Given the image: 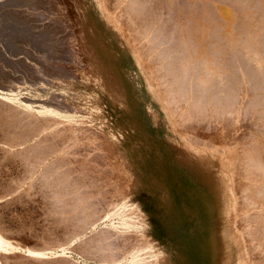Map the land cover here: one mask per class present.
Segmentation results:
<instances>
[{
  "label": "bare ground",
  "instance_id": "bare-ground-1",
  "mask_svg": "<svg viewBox=\"0 0 264 264\" xmlns=\"http://www.w3.org/2000/svg\"><path fill=\"white\" fill-rule=\"evenodd\" d=\"M169 1V5L174 6L176 1ZM169 1L166 0L167 3ZM216 1L215 6L221 11L223 19L229 22V32L236 31V27H232L235 10L244 13L249 9L255 14L252 21L257 34L253 37V45L247 44L246 50L250 56L254 55L259 69L264 70V0ZM163 2L0 0V30H7L3 34L4 40L7 35L9 43L5 42V47H10L12 42L21 44V47L18 45L20 50L16 48L15 56L5 58L0 54V80L15 77L19 81L16 90L11 88L14 91L4 92L0 88V136L10 139V142H3L0 148L8 153L3 155L4 161L12 159L14 167L18 169L16 176L8 179H12L17 187H22L20 190L25 191L23 194L40 192L41 196L38 197L45 205L44 216L52 218L51 224L58 223L54 229L59 228L60 224L63 227L65 234L60 232L66 236L61 242L72 243L71 248L76 251L84 248L88 255L93 253V249L97 250L99 252L94 251L92 255L98 256V260L102 258L105 263L187 264L184 255L176 251L170 242V229L173 224L183 223L192 215L205 214L207 218H202L212 223L207 233L209 237L203 239L206 243L202 252L206 255L207 264H253L254 255L248 246L252 247L251 242L255 245L254 241H251L252 238L248 240L246 237L250 234H244L243 229L237 228L235 223L245 221L246 218L242 216V213H248V203L245 202H252L256 197L253 200L246 198L252 195L253 188L243 189L245 183L240 174L249 170H244L247 167L242 169V165L252 168L255 165L264 177V161L258 156V151H252L253 146V153H249L251 146L247 149L244 141L248 142L250 137L242 143L240 136H234L233 128L226 131L219 127V132L212 135L201 132L203 141H197L198 132L190 129V122L203 123V120L220 116L226 105L235 100L236 90L231 88L234 82L232 75L226 76L227 80L230 77L229 82L232 83L226 92L223 91V97L216 95L218 87H221L219 81L225 79L222 71H226L222 65L226 50H222L220 44L214 46L210 53L203 44L198 48L200 45L196 46L197 43L193 42L196 36H193L188 21H179L184 23L180 26L178 22V37L171 34L173 38L170 36L171 39L167 40L171 42L165 41L168 45L156 42L158 35L155 32L161 26L157 27L155 16ZM169 5L166 4L167 10L169 7L172 9ZM18 29H25L29 33L26 31L16 36ZM161 37L163 39V34ZM33 42H37L38 46H33ZM249 46L253 48L252 51H249ZM19 51L22 58L17 59ZM251 62V65L255 63L252 59ZM254 69L255 72L258 70L259 75L249 72L252 75L249 74L247 80L258 85V89H255L258 90V98L253 102L255 108L250 110L261 114L263 128L259 130L261 134L258 132V137L263 138L264 73L261 72L264 71ZM247 110L246 115L243 114L246 117L251 113ZM238 119L236 121L240 122ZM5 124L16 126L17 135L14 134L17 130L14 133L10 131V134L8 130L13 127L7 130ZM149 125L156 134L164 133L165 139L159 141L165 148L164 154L158 153L159 144L148 132ZM9 134L12 137L15 135V139ZM253 176H256L255 172ZM259 184L257 188L263 186L261 194L264 197V180ZM83 187L90 188L83 190L88 196L86 198L82 195L84 192H80ZM245 190L252 193L249 191L245 196L242 193ZM12 192L15 195L14 190ZM97 194L103 196L102 201ZM90 198L99 200L98 206H94L96 201L86 202ZM261 215L264 218V210ZM115 217L116 222L112 220ZM104 218L109 220L108 223L95 232L96 222ZM263 224L264 219L260 226ZM2 229L3 223L2 226L0 224V252L1 259L8 261L7 264H27L29 257L42 260L41 264H53L52 259L44 262V258L56 259L65 255L67 248L62 244H53L47 251L46 248L38 250L25 244L27 246L22 245L18 250L20 254L11 253L10 258L7 254L13 249L6 245L5 239L9 238L3 237ZM158 229L164 232L162 238L157 235ZM89 231H92L91 234L87 233ZM261 232L263 237L264 231ZM231 242H235L241 250L237 259L231 255ZM104 251H109L111 256L107 258L95 254H103ZM66 259V262L70 260ZM102 259L99 262L103 263Z\"/></svg>",
  "mask_w": 264,
  "mask_h": 264
},
{
  "label": "rangeland",
  "instance_id": "rangeland-1",
  "mask_svg": "<svg viewBox=\"0 0 264 264\" xmlns=\"http://www.w3.org/2000/svg\"><path fill=\"white\" fill-rule=\"evenodd\" d=\"M167 1H169V0H167ZM174 1H176L173 5L174 6H171V5H169L170 4V1H169V3H167L166 2V0H164V2H166V4H168L169 6H171L172 7V9L169 7V11L166 9V4L163 2V6L161 7L162 8V10H161V12H160V9H158L157 10V15L155 16V18H156V23H157V21H158V23H157V27L160 25L161 26V28L160 29H158L157 30V32H155L157 35H158V38H156V42H163L164 44H166L165 43V41H167L168 39H171V37L173 38V36H177L178 35V31H179V27H177V25H178V22L179 21H181V22H189V24H190V27H191V29H192V33H193V36H196L195 38H193V39H196V40H193V42L194 43H197L196 44V46H199L200 44H203V46L205 47V48H208V52L210 53V51L212 50H214V46H217V44L219 45L220 44V46L222 45L223 47H224V49H223V47H221L222 48V50H226L225 52H224V54L226 53V55H224L225 57H223V58H225L224 59V64L222 65L224 68H226V69H224L223 67V70H225L226 72H223L222 71V75L223 76H225V79H222V80H220L219 81V84H220V86L221 87H218V89H217V91L219 92H217L216 91V89L214 90V92L216 93V95L218 96V97H221L222 95H224V93L227 91V89H229V86L231 85V83H232V81H234L233 83H232V85L233 86H231V88L232 87H234V91H235V94H236V96L234 97L235 98V100H234V102L232 103V104H227L226 106L227 107H225L224 109H223V112H222V114L220 115V116H222V117H220L219 115H216V116H214V118L212 117L211 119H207V120H203L202 122L203 123H193V122H190L191 123V125H192V127H193V129H192V127L190 128L192 131H194V132H198V137H196V140L197 141H203L202 140V137H201V132L202 133H204L205 131V134L207 133V134H210V135H212V134H215L218 130H219V127L220 128H225V130L226 129H228V130H231L232 128H233V131H234V136H237V137H239L240 139H241V142L243 141V140H245V139H247V138H249V139H247V141L248 142H246V141H244V144L247 146V149H248V147L249 146H251L248 150H250L249 151V153L251 152V153H253L252 151H258L257 153H258V156L260 157V158H262L263 159V161H264V153L263 154H261V152L260 151H262V152H264V142H261V141H264L263 139H264V137L262 138V137H258V136H260L259 134H258V132L260 133V131L259 130H261V128H263L262 126H263V124H261L260 122H262V118H260L261 117V114L259 113V112H253L252 110H253V108H255L254 106L255 105H253V102H255V99L256 98H258L257 97V94H258V90L256 91L255 89H258L257 87H258V85L257 86H255V84H253V83H251L252 81H250V80H247L248 79V76H249V74H251V73H249V72H255L256 70L254 69V68H257V69H259V66L257 65V63L254 61V55L252 54V52H251V55H253V56H250V52H248L247 50V47H248V45L249 44H252L253 45V43L252 42H254V38H255V34H257L256 33V30H254V26L255 25H253L254 24V21H252L253 19H254V17H255V14L252 12V10H244V13H243V11H240V10H238V11H236L235 10V14H234V17L235 18H233V22H234V26H233V22H232V27H233V29L235 28L236 29V31L235 30H231V32H229V31H227L228 29H227V27H228V21L227 20H225V19H223L224 18V16L222 15V13H221V11L219 10V8L218 7H216L215 6V2L214 1H216V0H172L171 1V3H173ZM219 1V3H221V2H223L222 0H218ZM193 2V3H192ZM214 2V3H213ZM199 3V4H198ZM203 3V4H202ZM216 3H218L217 1H216ZM186 4H188V5H186ZM165 5V6H164ZM186 5V6H185ZM194 5V6H193ZM199 5V6H198ZM191 6V7H190ZM201 6L203 7L204 6V8H201ZM208 6H210V7H208ZM214 6V7H213ZM165 7V8H164ZM174 7H176V9L174 8ZM178 7V8H177ZM181 7V8H180ZM186 7V8H185ZM164 8V9H163ZM167 8H168V6H167ZM185 8V9H184ZM183 9V10H182ZM191 9V10H190ZM167 10V11H166ZM179 12H178V11ZM193 10V11H192ZM219 10V11H218ZM158 11L160 12V14L158 13ZM177 11V12H176ZM184 12V13H183ZM203 12V13H202ZM218 12V13H217ZM238 12V13H237ZM192 13V14H191ZM195 13V14H194ZM197 13V14H196ZM201 13V14H200ZM170 14V15H169ZM176 14V15H175ZM181 14V15H180ZM188 14H191V15H188ZM251 14V16H248V15H250ZM254 14V15H253ZM167 15H169V17H167ZM183 15H184V17H183ZM159 16V17H158ZM174 18H173V17ZM176 17V18H175ZM179 17V18H178ZM183 17V18H182ZM166 18H170L169 20L168 19H166ZM249 18H251V19H249ZM160 19V20H159ZM165 19V20H164ZM202 19V20H201ZM235 19V20H234ZM172 20H174V21H172ZM201 20V21H200ZM160 21H162L163 23H164V25H163V23L162 22H160ZM177 22V23H176ZM185 22V23H186ZM191 22V23H190ZM206 22V23H205ZM252 22V23H251ZM209 23H211V24H209ZM182 24H184V23H180L179 22V26L180 25H182ZM167 25H168V27H167ZM171 25H173L172 27H171ZM205 25V26H204ZM238 25V26H237ZM159 26V27H160ZM162 26H164V29L166 28L167 30L165 31L164 29H163V27ZM166 26V27H165ZM197 26V28L195 29V27ZM248 26V27H247ZM253 28H252V27ZM194 29H193V28ZM208 27V28H207ZM212 27V28H211ZM226 27V28H225ZM240 27V28H239ZM216 28H218V29H216ZM256 28V27H255ZM162 29V30H161ZM176 31H175V30ZM257 29V28H256ZM200 30V31H199ZM254 30V31H253ZM3 31V32H2ZM7 30H0V51L2 50V48H1V46H4L5 47V42H7V44H9L8 43V37H7V35H5L6 37H5V40H4V34L3 33H5ZM18 31H19V33H18ZM22 33H21V32ZM27 30H25L24 29V31H23V29H18L17 30V34H16V36L17 35H22L23 33H25ZM164 31H165V33L167 34H165L164 33ZM170 31V32H169ZM245 31V32H244ZM250 31V32H249ZM258 31V30H257ZM2 32V33H1ZM28 33H29V31H27ZM26 32V33H27ZM161 32V33H160ZM173 32L175 33V34H173ZM253 32H254V34H253ZM31 33V32H30ZM153 33H154V31H153ZM227 35H226V34ZM230 33H233V34H230ZM263 33H264V31H263ZM10 34V33H9ZM160 34V35H159ZM161 34H163V39H162V37H161ZM171 34L173 35V36H171ZM198 34V35H197ZM235 34V35H234ZM169 35V36H168ZM201 35H203V36H201ZM205 35V36H204ZM208 35V36H207ZM232 35V36H231ZM236 35H239V36H237L236 37ZM246 35V36H245ZM164 36H166V37H164ZM171 36V37H170ZM231 36V37H230ZM32 37V36H31ZM157 37V36H156ZM162 39H160V38ZM169 37V38H168ZM178 37V36H177ZM254 37V38H253ZM165 38H166V40H165ZM198 38H200V39H198ZM246 38V39H245ZM249 38H252V39H249ZM158 39V40H157ZM176 38H174L173 40H175ZM242 39V40H241ZM236 40H237V42H236ZM244 40V41H243ZM251 41V42H249V41ZM201 41V42H200ZM230 41V42H229ZM167 42H171L170 40L169 41H167ZM173 42V41H172ZM1 43H2V45H1ZM162 43V44H163ZM211 43V44H210ZM231 43V44H230ZM12 45H10V47H5V49H4V47H3V50L0 52V54L1 55H3V57H7V58H10L13 54H14V56H15V54H16V52H17V50H20V49H18V45H19V47H21V44L19 43V42H12L11 43ZM33 44V46H35V44H36V46H38V43L37 42H33L32 43ZM169 43H167L166 45H168ZM216 44V45H215ZM235 44V45H234ZM248 44V45H247ZM17 45V46H16ZM166 45H162V47L163 46H166ZM213 45V46H212ZM244 45V46H243ZM202 45H200L198 48H201V47H203ZM212 46V47H211ZM251 46V45H250ZM250 46H249V48H250ZM237 47V48H236ZM246 47V48H245ZM253 47V46H252ZM10 48V49H9ZM15 48V49H14ZM16 48H17V50H16ZM211 48V49H210ZM8 49V50H7ZM14 49V51H13V53L11 52L12 50ZM22 49V48H21ZM247 49V50H246ZM251 50H249V51H252L253 50V48H250ZM211 51V52H212ZM245 54V55H244ZM249 54V55H248ZM6 55V56H5ZM18 57H16L17 59H20V58H22V54H21V52L19 51V53H18V55H17ZM249 56V57H248ZM253 60V62H255V63H253L252 65H251V59ZM1 59V58H0ZM2 60V59H1ZM254 64H256V65H254ZM231 67V68H230ZM254 67V68H253ZM253 69L255 70V71H253ZM260 70H262V68H260L259 69V71ZM262 71H264V70H262ZM227 72H228V74H227ZM243 72V73H242ZM257 72H258V70H257ZM257 72H255L256 74H257ZM261 72V71H260ZM231 73V74H230ZM261 73H264V72H261ZM260 73V74H261ZM226 74V75H225ZM244 74H246V75H244ZM248 74V75H247ZM228 75H232V77H233V80L231 81V82H229L230 80H229V78H228V80L226 79V76H228ZM234 75H235V77H234ZM242 75V76H241ZM244 75V76H243ZM252 75V74H251ZM257 75H259V73L257 74ZM219 78H224V77H219ZM236 79V80H235ZM242 79V80H241ZM244 79V80H243ZM5 80V79H4ZM10 80H12V81H10ZM262 80H263V77H262ZM6 81V82H5ZM5 81H3V79L2 80H0V88H1V91L3 90L4 92H5V90L7 91V92H9V91H14V90H16V88H15V86H16V84L18 85L19 84V81H17L16 80V78L14 77L13 79H11V78H7ZM227 81V82H226ZM236 81V82H235ZM222 82H224V83H222ZM222 83V84H221ZM251 83V84H250ZM226 84V85H225ZM253 84V85H252ZM262 84L264 85V81L262 82ZM9 85V86H8ZM222 85H223V88H222ZM260 86H261V82H260ZM8 87H9V90H8ZM228 87V88H227ZM236 87V88H235ZM14 89V90H12V89ZM222 91V93L220 92V91ZM223 91H225V92H223ZM221 93V94H220ZM219 94V95H218ZM223 97V96H222ZM237 97V98H236ZM253 105V106H252ZM246 109H248L247 111H251V113H249L248 115H247V117L245 116L246 115ZM250 109H252V110H250ZM245 111V112H244ZM258 113V114H257ZM243 114H245V115H243ZM255 115V114H257L259 117L257 118V119H259V120H257L256 119V116H254V117H252L253 115ZM249 115H252V116H250L249 117ZM240 116H242V120H241V117ZM216 117V118H215ZM219 117V118H218ZM240 117V119H238ZM243 117H245L246 119L244 120V118ZM252 117V118H251ZM253 118H254V120H253ZM216 119V120H215ZM236 119H238V120H240V122H237L236 121ZM249 119V120H248ZM232 122V123H229V122ZM234 121V122H233ZM242 121H245L246 123H243ZM252 121V122H251ZM257 121V122H256ZM236 122V123H235ZM223 125H222V124ZM251 123V124H250ZM228 124V125H227ZM242 124H244V125H242ZM257 124V125H256ZM190 125V126H191ZM214 125H216V126H214ZM236 125H239V126H236ZM240 125H242V127H240ZM247 125V126H246ZM249 125H251V126H249ZM5 127L7 126V130H8V128L10 127H13V129H9L8 131H9V133H10V131H13V133L15 132V130H17L18 128L15 126V128H14V125H10V124H5L4 125ZM3 126V127H4ZM189 126V127H190ZM198 126V127H197ZM233 126V127H232ZM244 126V127H243ZM206 127H208V128H206ZM236 127V128H235ZM238 127V128H237ZM248 127V128H247ZM17 128V129H16ZM25 128H28V127H26L25 126ZM235 128V129H234ZM246 128L250 131H248V130H246ZM1 130V129H0ZM4 130H6V128L4 129ZM204 130V131H203ZM213 130V131H212ZM240 130H243V131H240ZM227 131V130H226ZM235 131H237V132H235ZM239 131V132H238ZM2 132V131H1ZM0 132V133H1ZM148 132L154 137V141L156 142V143H158L159 145H158V153H160V154H164V152H165V148L162 146V145H160V143H159V141L160 140H162V139H165V135H164V133L161 131V133L159 132L158 134H156L155 133V131L153 130V128H152V126H150L149 125V128H148ZM209 132H211V133H209ZM219 132V131H218ZM217 132V133H218ZM244 132V133H243ZM12 133V132H11ZM10 133V134H11ZM17 133H18V130L14 133V134H16L17 135ZM247 133V134H246ZM9 134V135H10ZM200 134V135H199ZM253 134H254V136H253ZM261 134V133H260ZM1 135V134H0ZM8 135V137L10 138V136ZM242 135V136H241ZM250 135V136H249ZM12 137V136H11ZM15 135H14V137H12L13 139H15ZM200 137V138H199ZM243 137V138H242ZM254 137V138H253ZM0 145H2L3 144V142H10V139H8L7 137H5V138H7V139H4V137L3 136H0ZM5 140V141H2L3 139ZM256 138V139H255ZM259 138V139H258ZM174 139H177V137H175ZM194 139H195V137H194ZM252 139V140H251ZM251 140V141H250ZM243 143V142H242ZM246 143H248V144H246ZM250 144V145H249ZM252 144V145H251ZM5 145V144H4ZM244 145V146H245ZM261 145L263 146V149L261 148ZM3 146V145H2ZM252 146L254 147V148H256V149H258L259 148V150H256V149H252ZM255 146H257V147H255ZM259 146V147H258ZM251 149H252V151H251ZM262 149V150H261ZM245 151V150H244ZM244 153V152H243ZM248 153V154H249ZM257 153H256V155H257ZM5 154H8V153H5V152H3V151H1V148H0V165L2 166H0V194L1 195H3V197L2 196H0L1 198H0V202L2 203H0V224H1V226H2V223H3V237L4 238H9V239H5L6 241H7V243L8 244H6L7 246L9 245L10 247H12V249H13V252H9L8 254H7V256L9 255L10 256V258L12 257L11 255L12 254H20V251H18V250H20V247H22V245H25V244H27V245H29L31 248H33L34 246L38 249V250H40L41 248H46L45 250L47 251V248L48 249H50V246H51V248H52V246H53V244L54 245H57V243L59 244V245H63V247L66 249V250H64L65 251V255L66 254H68V256L66 255H61L62 257H66L67 259V261L68 262H66L65 260H64V258H62L63 259V261H62V259L60 258V256H58V258L56 257V259L54 258V257H51L50 259H49V257L48 258H44L45 259V261L44 262H49L51 259H52V262H53V264H67V263H71V264H115L114 262H107L106 261V263H105V261H103V259H102V261H103V263L102 262H99V261H101V259L100 260H98L99 259V257L97 256L96 257V255H92L93 253H94V249H93V253H91V255H88V253L87 254H85L86 252H88V251H86L84 248H83V250H81V252H80V250H78V251H76V249H72L71 248V245H72V243H69V242H61L62 240H63V238H65V236L64 235H62V233L60 232V230L61 231H63V227H62V225L60 224V227L59 228H56V229H54L55 227H57L58 225V223H54V224H51L52 223V220L50 221V219H52L51 217H48L47 215H46V217L44 216L45 214H44V212H45V205H44V203L42 202V201H39L40 200V198L38 197V196H41V194H40V192L38 191L37 192V194L36 193H32V194H23L25 191L23 190V191H21L22 189V187L21 188H19V186L17 187V185H15V184H13V182H12V179H8V177L9 178H11V176L12 175H14V176H16V174L18 173L17 171H18V169H16L15 167H14V161L11 159L9 162L8 161H4L5 160V157L3 156V155H5ZM254 155H255V153H254ZM262 157H261V156ZM4 157L3 158V160H1L2 158L1 157ZM6 156V155H5ZM253 156V155H252ZM257 156V159H259V161L260 162H263L259 157ZM245 159V158H244ZM256 159V160H257ZM255 160V161H256ZM1 161H2V164H1ZM245 161V160H244ZM254 161V162H255ZM4 163V164H3ZM262 164H264V163H262ZM3 165H4V167H3ZM5 165H6V167H5ZM10 166V167H9ZM239 166H241V165H239ZM243 166V165H242ZM241 166V168L243 169L244 167H247V168H244V170H246V169H248L249 168V170L247 171V172H245V171H243L241 174H240V177H241V179H243L244 180V183L246 184V185H251V187L249 186V187H246L245 186V184H244V187L245 188H243V189H247L248 190V188L250 189H252L251 191L253 192H251L250 190V192L252 193V195H248V196H246L247 194H249V191H247V190H245L244 192H242L245 196H246V198L248 197L249 198V200H253V198L254 197H256L255 199L256 200H254V201H247L246 200V198H244L243 197V199L245 200V201H247V202H245V201H243V202H245V203H248L247 204V207H248V213H242V214H244V215H242V216H244L243 218H246V219H248V220H246L245 219V221H243V222H241V223H239V221L237 222V223H235V225H237V228H239V229H243L242 231L244 232V234H250V235H248L246 238L249 240V238H252V240L251 241H254L253 243L255 244V245H252V242L251 241H248V242H251V244L250 243H248V245L250 244L252 247H249L248 246V249L249 248H251V253L255 256H253V264H263L264 263V261H263V259H264V236L262 237L261 236V231H264V230H262V228H263V225H261L260 226V224L263 222V217H262V215H261V213L263 212V210H264V202H263V200H264V197H263V194H261V192H262V187L263 186H260L259 188L261 189H259V188H257V186H259L260 184H259V182H262L263 180H264V177L261 175V174H263V172L257 167V166H253V168H252V166H243L242 167ZM264 167V166H263ZM4 168V169H3ZM239 168V167H238ZM240 168V169H241ZM251 168V169H250ZM7 171H6V170ZM16 169V170H15ZM252 169H254V171L252 170ZM258 169V170H257ZM3 170V171H2ZM12 172H11V171ZM239 170V169H238ZM240 171V170H239ZM252 171V172H251ZM254 172H255V175L256 176H253L254 175ZM9 173V174H8ZM243 173H244V175L246 176H244L243 175ZM251 175H250V174ZM252 173H253V175H252ZM11 174V175H10ZM76 174H74V176H75ZM260 175V176H259ZM6 179V181H8V182H6L5 181V179H3V177ZM7 176V177H6ZM242 176H244V178H242ZM249 176H250V178H249ZM76 177V176H75ZM256 177V178H255ZM12 178H13V176H12ZM247 179V180H246ZM252 179V180H251ZM256 179V180H255ZM258 179V180H257ZM10 180H11V182H10ZM251 180V181H250ZM4 181V182H3ZM247 181V182H246ZM6 182V183H5ZM251 182V183H250ZM257 182V183H256ZM3 183V184H2ZM12 184V185H11ZM263 184V183H262ZM261 184V185H262ZM15 185V186H14ZM254 185H256L255 187H254ZM5 188H4V187ZM3 187V189H1ZM11 187V188H10ZM14 187H17V188H14ZM86 189H84V187L83 188H80V192L81 191H83V190H85V191H88L90 188H88V187H85ZM256 188V189H255ZM6 189V190H5ZM9 189L11 190V191H13L14 190V192H15V195H14V193L12 192V194L10 193L11 191H9ZM21 189V190H20ZM24 189V188H23ZM92 189V188H91ZM257 189H259V190H257ZM4 190V191H3ZM19 190V191H18ZM258 191V193H256L257 191ZM17 191V192H16ZM85 191H83L84 193L82 194L85 198L86 197H88V196H86V192ZM254 191H255V193H256V196H255V193H254ZM8 192V193H7ZM19 192H21V193H19ZM23 192V193H22ZM3 193V194H2ZM17 193V194H16ZM250 193V194H251ZM253 194H254V196H253ZM12 195V196H11ZM17 195H18V199H17ZM21 195H22V197H21ZM24 195V196H23ZM34 195V196H33ZM99 194H97L96 196H98ZM258 195H261V197L259 198V197H257ZM6 196V199H4V197ZM8 196V197H7ZM27 196V197H26ZM99 196H101V197H99V199L101 200V198H103V196L102 195H99ZM250 196V197H249ZM251 196H253V197H251ZM24 197V198H23ZM34 197V198H33ZM14 200H13V199ZM23 198V199H22ZM96 198H98V197H96ZM247 198V199H248ZM251 198V199H250ZM11 199V200H10ZM29 199V200H28ZM35 199V200H34ZM41 199H42V197H41ZM242 199V200H243ZM263 199V200H262ZM20 200V201H19ZM32 200H34V201H32ZM90 201H86V202H88V203H91L92 201H93V199L92 198H90L89 199ZM261 200V201H260ZM15 201V202H14ZM35 201H37V202H35ZM94 201H96V200H94ZM93 201V202H94ZM99 201V200H98ZM98 201H96V203H95V205L94 206H96V204H97V202ZM102 201V200H101ZM100 201V202H101ZM24 202V203H23ZM35 202V203H34ZM40 202V203H39ZM42 203V204H41ZM103 202H101V204H102ZM245 203H244V206H246L245 205ZM257 203H258V206H256L257 205ZM261 203H263V204H261ZM33 204V205H32ZM100 204V205H101ZM27 205V206H26ZM99 205V206H100ZM41 206H44V207H41ZM92 206H93V204H92ZM97 206H98V204H97ZM252 207V208H251ZM2 209V210H1ZM249 209H250V211H249ZM258 209V210H257ZM42 210H43V212H42ZM253 211V212H252ZM249 212H252V213H249ZM256 212V213H255ZM16 213V214H15ZM257 213H258V215H257ZM260 213V214H259ZM247 214V215H246ZM250 216H249V215ZM41 215H43V216H41ZM205 214H200L199 216H197V217H194V215H192V217L190 216L189 218H186V220L184 219L183 220V223H180V224H173L172 225V228L170 229V233H169V239H170V242H171V244L173 245V247H174V249L176 250V251H178V252H180V253H182L183 255H184V260L186 261V263L187 264H207V260H206V255L203 253L204 252V249H203V246H204V243H206V242H204V240H206V238L207 237H209V234H207V233H209V231H210V227L212 226V223H211V220L210 221H208L209 219H203L202 217H206V215L204 216ZM251 215H253V216H251ZM255 215V216H254ZM18 216V217H17ZM245 216H248L249 218H247V217H245ZM251 217V218H250ZM262 217V218H261ZM24 218V219H23ZM207 218V217H206ZM258 218V219H257ZM259 218H260V220H259ZM46 219V220H45ZM116 219V220H115ZM194 219H196L195 221H193ZM203 219V220H202ZM238 219H239V217H238ZM250 219V220H249ZM50 221V222H47V221ZM114 222H116L117 221V218L115 217V218H113L112 219ZM197 220H198V223H197ZM199 220H201L200 221V224H199ZM252 220V221H251ZM259 220V221H258ZM3 221V222H2ZM46 221V222H45ZM108 221L109 220H107V219H101V220H98L96 223V230L94 229V231L96 232L99 228L101 229V228H103L107 223H108ZM247 224H249V225H246V223ZM251 222V223H250ZM47 223V224H46ZM48 223H50V226L52 225V227H50L49 226V224ZM99 223V224H98ZM211 223V224H210ZM253 223V224H252ZM43 224L46 226H43ZM239 224V225H238ZM50 227V228H52V229H50L48 226ZM244 225L245 226H248V227H244ZM256 225H258V226H256ZM54 226V227H53ZM242 226V227H241ZM254 226V227H253ZM209 227V228H208ZM46 228V229H45ZM48 228V229H47ZM252 228V229H251ZM249 230V231H247V230ZM264 229V228H263ZM5 230V231H4ZM15 230V231H14ZM43 230V231H42ZM53 232H52V231ZM56 230V231H55ZM209 230V231H208ZM245 230V231H244ZM258 230H260V231H258ZM48 231V232H47ZM59 231V232H58ZM93 231V230H92ZM92 231H89V232H87L88 234H91V232ZM248 233H247V232ZM250 231H251V233H250ZM253 231V232H252ZM36 232V233H35ZM52 232V233H51ZM55 232V233H54ZM255 232V233H254ZM259 232V233H258ZM61 233V234H60ZM12 234V235H11ZM30 234H32L31 236H30ZM52 234V235H51ZM63 234H65V232L63 231ZM163 234H164V232L162 231V230H157V235H158V237H160V238H162L163 237ZM42 235V236H41ZM250 236V237H249ZM254 236V237H253ZM260 236V237H259ZM35 237V238H34ZM49 237V238H48ZM171 237V238H170ZM37 238V239H36ZM46 238V239H45ZM13 239V240H12ZM47 239H48V241H47ZM204 239V240H203ZM11 240V241H10ZM43 240H44V242H43ZM10 241V242H9ZM34 241V242H33ZM258 241V242H257ZM16 244H15V243ZM20 244V243H22V244H20V246H17V245H19L18 243ZM24 243V244H23ZM37 243V244H36ZM41 243V244H40ZM52 243V244H51ZM69 243V244H68ZM13 244H14V246H13ZM32 244V245H31ZM50 244V245H49ZM201 244V245H200ZM203 244V245H202ZM17 247H16V246ZM27 245H25V246H27ZM259 245V246H258ZM254 246V247H253ZM34 247V248H35ZM73 248H74V245L72 246ZM86 248H88V247H86ZM36 249V250H37ZM44 249H43V251H44ZM70 249V250H69ZM85 250V252H83ZM89 251L91 250L90 248L88 249ZM15 251V252H14ZM42 251V250H41ZM49 251V250H48ZM76 251V252H75ZM97 251V250H96ZM95 251V252H96ZM203 251V252H202ZM239 251H241L240 250V248H239V246L235 243V242H231V244H230V252L232 253L231 255L233 256V258H236L237 259V257H238V255H239ZM17 252V253H16ZM83 252V253H82ZM97 252H99V251H97ZM12 253V254H11ZM82 253V254H81ZM89 253V254H90ZM102 253V252H101ZM101 253H95V254H98L100 257H102L103 255H105V257H107V258H109L110 256H111V254L109 255L108 253H109V251H108V253H107V251H104V253L103 254H101ZM107 253V254H106ZM250 253V254H251ZM260 253V254H259ZM258 254V255H257ZM83 255H87L86 257L87 258H89L88 260L86 259V257L84 258V257H82ZM107 255V256H106ZM109 255V256H108ZM1 252H0V264H7L8 263V261L6 262L5 260H3V259H1ZM88 256H92L91 258H93L92 260H91V258L90 257H88ZM94 256H95V258H94ZM258 256V257H257ZM260 257V258H259ZM263 257V258H262ZM98 258V259H97ZM30 259V260H29ZM29 259H27L26 261L28 262L27 264H41L40 263V261H42V260H38L37 261V259L36 258H31V257H29ZM43 259V260H44ZM56 261H55V260ZM236 259H235V261H236ZM59 260V261H58ZM61 260V261H60ZM72 260V261H71ZM97 260V261H96ZM5 262V263H3V262ZM43 262V261H42ZM77 262V263H76ZM234 263V262H233ZM116 264H118V263H116ZM121 264V263H120Z\"/></svg>",
  "mask_w": 264,
  "mask_h": 264
}]
</instances>
